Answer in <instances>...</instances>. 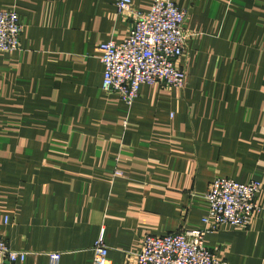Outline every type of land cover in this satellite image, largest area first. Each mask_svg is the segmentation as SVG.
I'll return each mask as SVG.
<instances>
[{
	"label": "crops",
	"instance_id": "obj_1",
	"mask_svg": "<svg viewBox=\"0 0 264 264\" xmlns=\"http://www.w3.org/2000/svg\"><path fill=\"white\" fill-rule=\"evenodd\" d=\"M173 1L192 33L185 86L144 83L128 105L102 89L98 46L131 25L114 0H0L23 27L0 52V237L27 252L6 264H94L101 228L106 264H135L146 235L203 227L221 176L260 182V210L204 244L264 264V0Z\"/></svg>",
	"mask_w": 264,
	"mask_h": 264
},
{
	"label": "built area",
	"instance_id": "obj_2",
	"mask_svg": "<svg viewBox=\"0 0 264 264\" xmlns=\"http://www.w3.org/2000/svg\"><path fill=\"white\" fill-rule=\"evenodd\" d=\"M117 14L131 22L129 34L120 42L109 40L98 46L103 65L102 89L117 93L130 105L138 96L141 84L165 88H183L186 72L181 60L192 33L184 23L187 11L173 0H153L147 12L135 10L130 0H114ZM23 27L12 10H0V52L20 48ZM122 175L120 171L114 172ZM261 183L254 180L237 182L229 177L214 178L207 190L208 213L202 217L203 227L183 229L163 235H146L135 264H223L218 259V248L204 244L205 234L221 225L247 227L260 210L256 195ZM94 264H106L108 248L101 228L93 247ZM26 251L11 249L0 237V264L23 261ZM49 264H58L61 252L48 253Z\"/></svg>",
	"mask_w": 264,
	"mask_h": 264
},
{
	"label": "rangeland",
	"instance_id": "obj_3",
	"mask_svg": "<svg viewBox=\"0 0 264 264\" xmlns=\"http://www.w3.org/2000/svg\"><path fill=\"white\" fill-rule=\"evenodd\" d=\"M251 181H254V180H251ZM242 183V182H241Z\"/></svg>",
	"mask_w": 264,
	"mask_h": 264
}]
</instances>
